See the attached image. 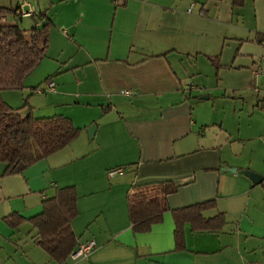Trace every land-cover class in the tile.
Here are the masks:
<instances>
[{"label":"crops","instance_id":"obj_1","mask_svg":"<svg viewBox=\"0 0 264 264\" xmlns=\"http://www.w3.org/2000/svg\"><path fill=\"white\" fill-rule=\"evenodd\" d=\"M209 2L221 0H43L53 25L37 72L55 88L43 92L42 107L23 105V112L67 116L82 133L21 174L3 176L0 162V264H264V106L251 108L244 98L228 110L219 93L205 91L211 80L217 89H242L257 78L250 66L219 67L217 59L215 68L210 58L224 48L225 33L207 18ZM22 4L39 12L29 2L12 9ZM41 83L28 75L23 90L2 96L23 107L26 89L36 93ZM111 168L124 174L111 177ZM241 170L263 181L254 184ZM163 182L177 186L167 196L170 209L216 200L204 214L224 213L223 229L193 232L187 223L186 248L178 250L167 211L149 231L135 232L129 194ZM69 186L78 194L79 245H97L58 263L36 244L30 222L11 227L5 219L42 212L45 199Z\"/></svg>","mask_w":264,"mask_h":264},{"label":"trees","instance_id":"obj_2","mask_svg":"<svg viewBox=\"0 0 264 264\" xmlns=\"http://www.w3.org/2000/svg\"><path fill=\"white\" fill-rule=\"evenodd\" d=\"M244 4L245 0H232L234 7ZM9 14L22 19L14 9L0 6V162L6 164L3 176L23 173L40 160L70 145L82 133V129L67 116L36 117L32 113L25 114L24 106L14 108L3 98V90L25 88V78L46 56L53 25L46 10L32 15L35 24L30 29H24L19 22H3V17ZM258 38L264 42V33ZM210 59L218 67V58ZM108 109L105 108V111ZM176 190L175 184L163 182L135 189L129 194V214L134 231H149L153 224L163 219L165 212L172 211L176 223L177 249L184 250L187 223L192 225L193 232H217L223 229L227 222L224 213L213 217L204 214L217 206L216 200L170 209L167 196ZM77 200L75 187L58 188L53 197L43 201L42 212L29 218L13 213L5 220L11 227L30 222L37 230L36 244L53 260L64 263L79 246L73 229V220L79 213Z\"/></svg>","mask_w":264,"mask_h":264},{"label":"rangeland","instance_id":"obj_3","mask_svg":"<svg viewBox=\"0 0 264 264\" xmlns=\"http://www.w3.org/2000/svg\"><path fill=\"white\" fill-rule=\"evenodd\" d=\"M23 2L31 3L39 12L43 11V0H0V5L12 9ZM206 6L209 9L207 18L216 22L214 23L215 26L213 25L215 30L220 31L219 33H221V35L225 33L224 48H214L218 52L215 56H212L219 59V67H222L224 62L233 65L250 66L254 68L257 78L256 85L253 84L252 87L242 89H234L235 86L231 83L230 85L233 86L232 88L221 87L217 89L216 84L211 80L209 84H206L205 91L219 93L221 96L220 104L224 105L228 110L233 109L235 104L239 101H243L244 98H246V101L251 105V108L252 106L254 108L258 107V105L259 107H263L264 82L262 81L263 75L261 74L264 72V42H260L258 37L261 33H264V0H245V4L241 8L242 10L240 13L238 11L233 12L235 8H233L232 0H221L219 7L212 2L207 3ZM198 7L199 4L196 3V10ZM50 9V11L54 13L53 6L50 7ZM60 12L61 9L59 10V13ZM7 17L9 21L19 22L24 29H30L34 25V18L31 16L19 19L17 16L9 14ZM71 31L72 30H70V32ZM62 34L63 30H58V36H60L58 41L61 40ZM221 35L217 36L220 37ZM28 36L30 37V35ZM222 43L221 41V45ZM62 44H64V41ZM67 46L66 44V47ZM39 64H41V62H39L35 69L29 74V80L32 83H40L41 81L42 83L39 84V87L43 88L46 84L40 80L41 75L37 72V70L41 68L38 67ZM40 66H43V63ZM215 68L217 67L215 66ZM26 90V95L21 106L30 105L42 107L43 93H34L31 87ZM196 93L198 94L199 92ZM22 94V91H17L15 97L20 98L21 101ZM200 96L201 95H198L197 98L201 99ZM205 103L207 102L205 101Z\"/></svg>","mask_w":264,"mask_h":264},{"label":"built area","instance_id":"obj_4","mask_svg":"<svg viewBox=\"0 0 264 264\" xmlns=\"http://www.w3.org/2000/svg\"><path fill=\"white\" fill-rule=\"evenodd\" d=\"M15 13L19 16L25 17V16H31L35 13V11L31 8H26V5L22 4L19 7L14 9ZM192 9H189V12H191ZM3 22H8L7 21V16L3 17ZM55 84L54 82H47L45 85V88H37L36 92L37 93H43L46 91H54ZM127 94L129 92H126ZM109 176L114 177L116 175H123L124 174V169L123 168H111L108 171ZM96 242L94 240L88 241L86 243H82L78 246V248L71 253V256L74 259H79L82 257L87 256L95 247H96Z\"/></svg>","mask_w":264,"mask_h":264},{"label":"water","instance_id":"obj_5","mask_svg":"<svg viewBox=\"0 0 264 264\" xmlns=\"http://www.w3.org/2000/svg\"><path fill=\"white\" fill-rule=\"evenodd\" d=\"M97 130V126L96 125H93L89 128L88 130V133H89V136L91 139H93L94 135H95V132ZM232 172H236L237 171V168H233L231 169ZM241 172L242 174L248 176L254 184H259L263 181V176L255 171H252V170H241L239 171Z\"/></svg>","mask_w":264,"mask_h":264}]
</instances>
